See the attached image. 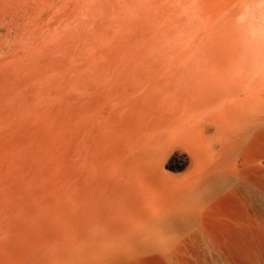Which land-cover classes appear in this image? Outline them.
Instances as JSON below:
<instances>
[{
  "label": "bare ground",
  "instance_id": "1",
  "mask_svg": "<svg viewBox=\"0 0 264 264\" xmlns=\"http://www.w3.org/2000/svg\"><path fill=\"white\" fill-rule=\"evenodd\" d=\"M2 24L0 264H162L150 233L197 240L186 209L249 190L228 165L264 170V0H0Z\"/></svg>",
  "mask_w": 264,
  "mask_h": 264
},
{
  "label": "rangeland",
  "instance_id": "2",
  "mask_svg": "<svg viewBox=\"0 0 264 264\" xmlns=\"http://www.w3.org/2000/svg\"><path fill=\"white\" fill-rule=\"evenodd\" d=\"M46 13L40 14V24ZM47 32L50 31L40 33V42L48 37ZM14 36L15 33L8 32L4 24L0 26L2 54ZM175 157L185 156L176 153ZM240 163L227 164L228 169H234L245 179L249 190L244 192L230 186L217 195L214 206L186 209L189 213L204 215L200 220L203 234L198 235L197 240L191 239L192 226L182 231L149 234L155 247L153 253L171 254L162 264H264V170L255 168V163L248 166ZM167 172L184 175L186 167H170ZM97 235L101 234L97 232Z\"/></svg>",
  "mask_w": 264,
  "mask_h": 264
}]
</instances>
